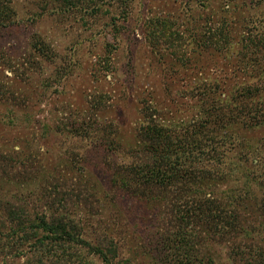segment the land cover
I'll return each mask as SVG.
<instances>
[{
    "label": "rangeland",
    "instance_id": "374dc122",
    "mask_svg": "<svg viewBox=\"0 0 264 264\" xmlns=\"http://www.w3.org/2000/svg\"><path fill=\"white\" fill-rule=\"evenodd\" d=\"M0 6L9 16L0 19V155L12 159L8 177L0 176V199H25L39 214L62 210L50 205L61 201L87 240L109 235L130 264H172L174 250L162 238L178 229L170 211L177 198L170 188L158 195L133 175L147 146L143 131L153 125L200 157L218 160L214 149L222 154L201 187L214 191L208 196L214 207L227 194L251 200L237 217L248 239L189 224L195 264H254L247 247L264 248L256 209L264 197L258 43L264 0H0ZM248 38L254 41L240 56ZM245 87L258 94L240 103ZM221 108L226 121L215 126ZM254 108L257 120L246 121ZM240 109L244 118L233 123ZM90 260L102 264L97 256Z\"/></svg>",
    "mask_w": 264,
    "mask_h": 264
},
{
    "label": "trees",
    "instance_id": "16d2710c",
    "mask_svg": "<svg viewBox=\"0 0 264 264\" xmlns=\"http://www.w3.org/2000/svg\"><path fill=\"white\" fill-rule=\"evenodd\" d=\"M6 17H9L7 7L0 6V19ZM169 30L170 28L166 31ZM253 41L252 38H248L244 40L246 43L241 42L240 56L242 51L249 52ZM260 41L259 45L264 46V39ZM240 61L242 64L247 62L245 54H242ZM243 68L244 72L250 70L246 65ZM256 94H258L257 87H245L238 92V99H235L240 103L248 102ZM253 110V116H247L246 121L257 120L255 117L260 110L257 108ZM245 112V109L237 110L238 116L234 120L231 119L233 123L240 121V114L244 118ZM214 115L212 124L223 126L226 121L225 111L222 108L216 109ZM140 141L147 146L137 157L136 165L133 166V175L140 178L147 188H153L158 195L170 188L171 196L177 198L170 211L175 215L173 218L176 220L178 229L162 238V242L170 243L174 250L175 257L172 264H195L196 262L195 255H191L193 245H190L189 241L195 235H191L187 230L191 223H200L202 227L208 225L210 227L208 230H212L215 236L236 234L243 240L250 238L251 233L239 229V220H237L239 210L248 211L251 205L250 198L227 194L225 204L214 207L212 203L215 202L208 197L212 196L214 191L209 189L208 192H204L201 188L206 185L210 179L209 176L215 171L213 168L218 165L222 154H218L214 149V155L218 158L214 161L208 154L200 157L198 152L182 149L178 145L177 151L175 149L177 146L173 144L174 140L170 143L164 131L153 125L144 129ZM11 161V157L0 155V176L8 177L7 169ZM122 186L126 187L127 183H123ZM183 194L187 196L184 197L185 202L181 206L178 201ZM10 201L14 204L4 198L0 199V264H8L10 258H25L24 264H94L90 260L91 256H97L102 264H130L118 254L119 248L109 235L104 234L106 237L99 235L94 243L87 240L86 228L70 216L63 202L50 201L53 208L55 203L61 207L62 210L53 209V211L57 210V213L39 214L29 209L25 199ZM177 202L178 205H176ZM254 205L257 203L254 202ZM256 209L261 219L259 226L262 227L264 226V197ZM49 210L51 209H48V212ZM258 231L261 233L262 229ZM261 240L264 242V237H261ZM247 248L252 251L251 258L253 257L254 264H264V248L255 246ZM200 262L201 260L199 264Z\"/></svg>",
    "mask_w": 264,
    "mask_h": 264
}]
</instances>
